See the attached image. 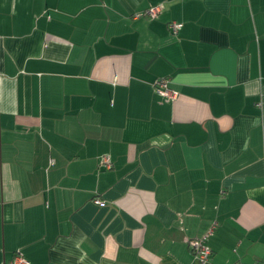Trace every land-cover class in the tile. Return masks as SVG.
<instances>
[{
  "label": "crops",
  "instance_id": "1",
  "mask_svg": "<svg viewBox=\"0 0 264 264\" xmlns=\"http://www.w3.org/2000/svg\"><path fill=\"white\" fill-rule=\"evenodd\" d=\"M201 237L264 257V0H0V264H202Z\"/></svg>",
  "mask_w": 264,
  "mask_h": 264
},
{
  "label": "built area",
  "instance_id": "2",
  "mask_svg": "<svg viewBox=\"0 0 264 264\" xmlns=\"http://www.w3.org/2000/svg\"><path fill=\"white\" fill-rule=\"evenodd\" d=\"M158 11H159L158 6H151L147 10H145V14L155 16ZM167 27L171 33L175 34L178 31V29L181 27V23L172 21L167 24ZM168 83H169V79L166 78L156 79L155 86L157 90L162 94V96L172 99L177 96V93L176 91L169 88ZM107 166L109 165L107 164ZM94 202L99 205L104 204V202L100 199H95ZM188 244L194 258H196L202 264H210L209 257L211 255L212 250L206 242V237H201L198 239H190L188 241ZM242 264H264V257L262 259H258Z\"/></svg>",
  "mask_w": 264,
  "mask_h": 264
},
{
  "label": "bare ground",
  "instance_id": "3",
  "mask_svg": "<svg viewBox=\"0 0 264 264\" xmlns=\"http://www.w3.org/2000/svg\"><path fill=\"white\" fill-rule=\"evenodd\" d=\"M146 16V15H145ZM96 198V197H95Z\"/></svg>",
  "mask_w": 264,
  "mask_h": 264
}]
</instances>
